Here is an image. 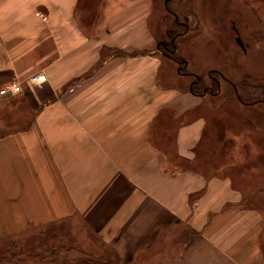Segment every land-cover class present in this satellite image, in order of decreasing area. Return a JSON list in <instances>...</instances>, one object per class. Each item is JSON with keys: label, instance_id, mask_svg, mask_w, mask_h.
Instances as JSON below:
<instances>
[{"label": "crops", "instance_id": "obj_1", "mask_svg": "<svg viewBox=\"0 0 264 264\" xmlns=\"http://www.w3.org/2000/svg\"><path fill=\"white\" fill-rule=\"evenodd\" d=\"M151 13L0 0V89L21 84L0 94V226L78 218L119 264H264V175L209 159L226 145L204 95L162 75Z\"/></svg>", "mask_w": 264, "mask_h": 264}, {"label": "rangeland", "instance_id": "obj_2", "mask_svg": "<svg viewBox=\"0 0 264 264\" xmlns=\"http://www.w3.org/2000/svg\"><path fill=\"white\" fill-rule=\"evenodd\" d=\"M166 1L151 0L150 25L156 40H167V29L173 34L182 32L176 37L175 56L188 61L183 69L188 74L178 73L179 64L167 58L162 75H173L169 80L179 77L184 89L195 74L213 85V90L216 83H212L211 74L222 82L220 92L205 94L207 101L199 108L206 121L204 136L226 145L219 146L209 159L217 162L223 156L222 166L248 177L253 171L264 175V0H169L170 10ZM186 17L187 29L183 24ZM238 95L251 101L242 104ZM66 248L79 249L96 259L103 257L108 264L120 262L78 218L0 226V264L13 254L30 264H55V250Z\"/></svg>", "mask_w": 264, "mask_h": 264}, {"label": "flooded vegetation", "instance_id": "obj_3", "mask_svg": "<svg viewBox=\"0 0 264 264\" xmlns=\"http://www.w3.org/2000/svg\"><path fill=\"white\" fill-rule=\"evenodd\" d=\"M168 1L169 0L166 1L167 2V9L170 10V8L168 7ZM183 24L185 25V29L190 27L189 26V19L187 17L185 18V21H183ZM179 32H177L176 34H173L174 32L172 30L167 29L166 30L167 40L158 39L156 47L161 53H163V55L165 57L170 58L172 60H175L179 64V67L177 70L178 73L187 75L188 72H184L183 69L186 68L188 61L186 59H181V58L178 59V57L175 56V53L177 51L176 37L182 33V32H180V33ZM194 76H195V78L192 79L190 82V89L191 90L194 91L195 88L198 90L202 89L203 91L201 94H203V93L207 94L208 92H210L211 94H216V92L217 93L220 92L219 89L222 86V82L217 75L211 74V76H210L212 78V83H216V89L217 90H213V87H212L213 85H207L202 77L198 76L197 74H195ZM201 85H202V87H200ZM233 87L235 88V86H233Z\"/></svg>", "mask_w": 264, "mask_h": 264}, {"label": "trees", "instance_id": "obj_4", "mask_svg": "<svg viewBox=\"0 0 264 264\" xmlns=\"http://www.w3.org/2000/svg\"><path fill=\"white\" fill-rule=\"evenodd\" d=\"M6 73V71L4 72H0L1 74ZM203 85V84H202ZM202 85L200 87H202ZM217 90V89H215ZM196 94H201L202 92H200L198 89H194V91ZM216 95V94H213ZM237 98L240 100V102L242 104H245L248 101H251L247 98H244L242 95H238ZM254 102V101H252ZM109 249V248H108ZM63 252V254H62ZM65 252V253H64ZM110 252L112 253V255L116 258L117 262L120 261V256L117 253V251L115 249H111L110 248ZM110 255V254H109ZM54 257V262L55 264H108L109 262L107 260H104L105 258L101 257L99 259L94 258L93 256H91L90 254L83 252L79 249H70V248H66L65 251H63L62 249L59 250H55V252L52 255ZM3 264H30L29 261L25 260V259H21L19 257L16 256V254H13L12 257L10 256L9 258H5L4 263ZM111 264V262H110Z\"/></svg>", "mask_w": 264, "mask_h": 264}, {"label": "built area", "instance_id": "obj_5", "mask_svg": "<svg viewBox=\"0 0 264 264\" xmlns=\"http://www.w3.org/2000/svg\"><path fill=\"white\" fill-rule=\"evenodd\" d=\"M46 79V76L45 74H36V75H33L31 77V80L38 83V84H41L45 81ZM21 90V84L19 81L17 80H12V81H9L8 83H6L1 89H0V94L1 95H8V94H16L18 92H20Z\"/></svg>", "mask_w": 264, "mask_h": 264}, {"label": "water", "instance_id": "obj_6", "mask_svg": "<svg viewBox=\"0 0 264 264\" xmlns=\"http://www.w3.org/2000/svg\"><path fill=\"white\" fill-rule=\"evenodd\" d=\"M242 44V43H241Z\"/></svg>", "mask_w": 264, "mask_h": 264}]
</instances>
